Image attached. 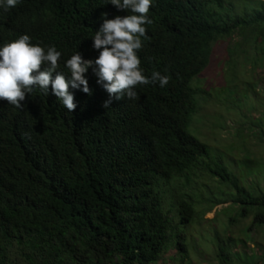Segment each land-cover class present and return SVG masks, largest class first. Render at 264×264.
<instances>
[{
  "label": "trees",
  "instance_id": "1",
  "mask_svg": "<svg viewBox=\"0 0 264 264\" xmlns=\"http://www.w3.org/2000/svg\"><path fill=\"white\" fill-rule=\"evenodd\" d=\"M230 4L152 0L153 23L145 25L138 56L145 76L170 78L163 88L139 85L135 99L113 98L105 108L110 97L89 68L92 95L70 89L77 105L71 113L51 86L47 95L34 88L20 108L0 101V264H159L170 251V261L185 264L186 228L229 202L239 210L232 223L253 218L250 231L264 228V192L242 185L224 155L216 158L189 132L198 97L206 95L194 82L213 45L236 36L240 44L264 40V2L245 16L229 15ZM104 13L131 14L109 0L0 6V47L22 35L45 50L55 46L62 55L53 78H70L73 54L99 56L92 38ZM204 178L228 191L205 184L210 191H201ZM240 244L248 246L232 237L217 242L218 264H264V251L248 255Z\"/></svg>",
  "mask_w": 264,
  "mask_h": 264
},
{
  "label": "rangeland",
  "instance_id": "2",
  "mask_svg": "<svg viewBox=\"0 0 264 264\" xmlns=\"http://www.w3.org/2000/svg\"><path fill=\"white\" fill-rule=\"evenodd\" d=\"M230 1L234 5H229L231 16L252 14L253 9L260 8V3L264 2ZM241 40L236 36L213 45L208 68L194 82V87L206 95L198 97L199 109L189 132L207 145L216 158V152L222 153L229 171L234 172L242 185L264 192V40L256 43L249 37L240 44ZM199 183L201 191L209 192L210 188L228 191L207 178ZM203 184L210 188L201 186ZM162 207L167 213L164 199ZM236 209L231 202L221 205L186 228L191 258L185 264H218L217 242L229 237L236 242H247V248L239 245L240 252L250 255L251 251H264V228L250 231L253 218L232 223L239 216ZM174 254L175 251H170L159 264H178L170 261Z\"/></svg>",
  "mask_w": 264,
  "mask_h": 264
},
{
  "label": "clouds",
  "instance_id": "3",
  "mask_svg": "<svg viewBox=\"0 0 264 264\" xmlns=\"http://www.w3.org/2000/svg\"><path fill=\"white\" fill-rule=\"evenodd\" d=\"M18 3L19 0H0V6L7 8L16 7ZM109 3L131 14L118 15L114 19H107L108 14H103V23L92 38L93 48L99 56L93 61L85 60L80 52L73 54L66 61L70 78L63 73L53 78L62 55L55 46L45 50L38 44H32L30 36L22 35L0 47V101L20 108L34 88L38 87L47 95L51 86L52 94L71 113L77 105L70 89H81L82 86L84 93L92 95L85 78L89 68H93L97 83L110 97L103 104L105 108L110 107L113 98L121 100L127 95L135 99V88L139 85L159 82L160 87H165L170 78L157 71L152 73L151 78L145 76L138 56L143 47L142 38H147L145 25L153 23L148 16L152 0H109Z\"/></svg>",
  "mask_w": 264,
  "mask_h": 264
}]
</instances>
